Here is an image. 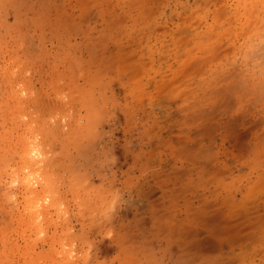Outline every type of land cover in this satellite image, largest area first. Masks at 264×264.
Returning a JSON list of instances; mask_svg holds the SVG:
<instances>
[{"label": "rangeland", "instance_id": "obj_1", "mask_svg": "<svg viewBox=\"0 0 264 264\" xmlns=\"http://www.w3.org/2000/svg\"><path fill=\"white\" fill-rule=\"evenodd\" d=\"M0 264H264V0H0Z\"/></svg>", "mask_w": 264, "mask_h": 264}, {"label": "clouds", "instance_id": "obj_2", "mask_svg": "<svg viewBox=\"0 0 264 264\" xmlns=\"http://www.w3.org/2000/svg\"><path fill=\"white\" fill-rule=\"evenodd\" d=\"M43 235V233H41V236ZM65 247V251H67L69 253V259L72 258L73 253V249H74V245L73 248H69L67 245L64 246Z\"/></svg>", "mask_w": 264, "mask_h": 264}]
</instances>
